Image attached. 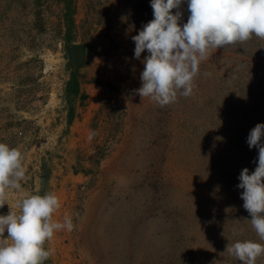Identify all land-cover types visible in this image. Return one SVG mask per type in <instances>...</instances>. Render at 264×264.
Masks as SVG:
<instances>
[{"label": "rangeland", "instance_id": "374dc122", "mask_svg": "<svg viewBox=\"0 0 264 264\" xmlns=\"http://www.w3.org/2000/svg\"><path fill=\"white\" fill-rule=\"evenodd\" d=\"M177 12L182 27L188 0ZM62 17L60 0H0V142L25 169L0 215L41 190L46 164L53 220L73 223L46 242L52 264H242L227 246L264 244L237 187L258 166L247 138L264 124V39L211 49L192 94L161 107L136 91L149 53L136 59L132 37L154 19L151 0H77L74 45L86 57L68 127ZM94 139L117 143L89 168Z\"/></svg>", "mask_w": 264, "mask_h": 264}, {"label": "clouds", "instance_id": "9594fccd", "mask_svg": "<svg viewBox=\"0 0 264 264\" xmlns=\"http://www.w3.org/2000/svg\"><path fill=\"white\" fill-rule=\"evenodd\" d=\"M182 0H151L154 19L132 37L134 57L147 50L142 86L137 93L149 97L161 107L174 103L178 94L188 97L199 65L211 49L243 43L253 36L264 39V0H188L190 16L181 27V13H172ZM264 124L258 123L249 133V148L258 149V166L249 174L244 168L237 187L243 189V207L251 215V225L264 240ZM25 176L23 154L0 142V207L7 204L10 189L19 190ZM52 193L33 194L18 200L16 211L0 215V264H44L52 255L45 244L54 234L73 229L71 218L53 220L60 208ZM5 232L7 237H4ZM242 264H256L264 255V244L251 240L237 241L226 249Z\"/></svg>", "mask_w": 264, "mask_h": 264}, {"label": "trees", "instance_id": "16d2710c", "mask_svg": "<svg viewBox=\"0 0 264 264\" xmlns=\"http://www.w3.org/2000/svg\"><path fill=\"white\" fill-rule=\"evenodd\" d=\"M77 0H60L61 6H62V13H63V21H64V27H65V35H64V42L65 47H71L74 46L75 42V24H74V15H75V6H76ZM64 98L66 100L67 104V126L70 127L73 121V118L75 116L76 108H75V101L76 98L79 96L80 93V81L78 77V70L71 71L69 73V79L65 84L64 89ZM115 130L121 132L123 128V124L117 123L115 125ZM92 132L95 133V129H92ZM116 141H97L94 139L93 145H92V153L87 158L88 163L90 164L89 168L92 167H99L100 164L106 159L108 156L110 150L112 149V146L116 144ZM89 168L85 171H81L82 174L88 175L89 174ZM78 173V171H77ZM48 178H49V170L46 168V164H42L41 168V174L40 179L42 180V188L38 192H35L34 194L39 195H45L48 193ZM45 248L46 244H45ZM44 264H52V261L50 258L44 262Z\"/></svg>", "mask_w": 264, "mask_h": 264}, {"label": "water", "instance_id": "95a60500", "mask_svg": "<svg viewBox=\"0 0 264 264\" xmlns=\"http://www.w3.org/2000/svg\"><path fill=\"white\" fill-rule=\"evenodd\" d=\"M69 64L72 69L77 70L83 63L86 57V48L83 45H74L66 48Z\"/></svg>", "mask_w": 264, "mask_h": 264}]
</instances>
